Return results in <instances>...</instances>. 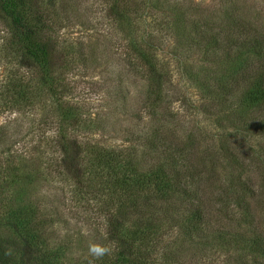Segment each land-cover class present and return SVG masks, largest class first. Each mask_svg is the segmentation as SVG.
I'll return each instance as SVG.
<instances>
[{
	"label": "rangeland",
	"instance_id": "1",
	"mask_svg": "<svg viewBox=\"0 0 264 264\" xmlns=\"http://www.w3.org/2000/svg\"><path fill=\"white\" fill-rule=\"evenodd\" d=\"M28 1L30 23L45 25L42 36L52 50L53 71L63 78L64 97L89 127L80 133L44 128L54 119L43 110L51 100L40 103L44 108L21 102L19 112L6 110L16 82L37 94L41 86L39 69L19 50L16 29L0 13V126L6 127L0 167L8 164L14 178L23 172L31 179L24 188L25 182L0 174V264H41L38 251L54 255L57 264H100L113 255L116 241L129 239L117 235V216L131 211V223L143 220L137 213L154 217L148 220L153 224L159 220L162 237L153 264H246L229 260L235 252L222 255L211 241L234 228L239 205L251 222L239 231L264 239V102H237L242 77L251 80L264 68V0ZM174 20L185 29L173 28ZM213 79L215 96L201 94V82L211 85ZM150 88L160 93L148 94ZM217 110L225 116L221 128ZM230 120H239L238 127ZM105 152L116 158L111 169L129 190L117 186L116 174L108 175L110 168L99 160ZM186 158L192 169L182 166ZM174 170L186 176L178 187L206 207L208 236L197 239L195 250L177 228L187 205L173 202L167 215L163 201L150 199L149 205L137 186L152 178L153 187L162 181L159 172ZM29 209L44 235L33 248L15 236V222L6 226ZM134 228L132 235H139ZM152 237L157 242L158 233ZM93 247L107 251L97 255Z\"/></svg>",
	"mask_w": 264,
	"mask_h": 264
},
{
	"label": "trees",
	"instance_id": "2",
	"mask_svg": "<svg viewBox=\"0 0 264 264\" xmlns=\"http://www.w3.org/2000/svg\"><path fill=\"white\" fill-rule=\"evenodd\" d=\"M173 2V1H172ZM172 2H167L168 4H172ZM30 2L28 0H0V13H3V17H5L10 24L16 29V34L18 35L17 38L19 39V50H21L24 55L32 62L36 68L39 69V85L41 88H39L38 94L34 92L35 88L31 87L29 84L22 85L20 81L16 82L14 86L9 89V92L7 95L11 96L12 102H8L6 105V110H9L10 112L16 111L19 112V108H21V102H24L26 107L29 108H39L42 106L40 105L41 102L51 100V107H49V110L47 108L45 109L43 105L42 108L45 110L46 114H49L52 116L51 120H48L43 127L54 129H60L61 133L63 128H71L72 131L81 132L80 130L87 131V127H89L86 124L85 118L82 117L81 113L75 110V107L71 106L69 102L64 97V90L66 87L63 84V78L59 74H55L53 71V63H52V50L50 48L49 42L47 39L43 38L42 31L45 29V25H40L37 23H30L29 21V10H30ZM175 11V9H174ZM175 13V12H174ZM229 17H226V19ZM228 20V19H227ZM175 21V20H174ZM178 21V19H176ZM176 21L173 23V28H176V30H184L182 29V26L179 25V23H176ZM232 20L229 22L231 23ZM192 28V27H191ZM236 56H239L236 54ZM150 60V59H149ZM148 64V63H147ZM146 64L144 65L145 68ZM152 69L150 72H153L155 70V67L153 65L150 66ZM242 70L241 72H246V67L240 68ZM257 70V68H255ZM264 68H258V71L250 78L246 75L245 77H242L241 81L237 84L238 81H234V85L230 89V91L233 88H236V84L242 86L240 87L239 97L237 99L238 104L240 103H246L250 105H256L259 102H264ZM250 80V81H249ZM202 84L198 87L201 91V94L212 92L211 96H215L214 92L216 91V82L215 79H213L212 84L208 85L206 82H201ZM220 83V82H219ZM217 83V84H219ZM215 89H211V88ZM218 88V87H217ZM23 89V90H22ZM46 92L45 95L43 94V91ZM156 91V93H160L159 89L156 88H150L149 93ZM246 90L245 92H243ZM241 94V95H240ZM40 95V97H39ZM44 96V97H43ZM35 99V101H33ZM11 100V99H10ZM219 103V101H217ZM224 103V102H222ZM220 103V106H222ZM2 108V105L1 107ZM219 110L216 111V113H213L215 118L217 119L216 125L221 128L220 120H223L225 116L219 115ZM220 116V117H219ZM219 117V118H218ZM55 120V121H54ZM76 120V121H75ZM231 127L237 128L239 124V120H230ZM81 128V129H80ZM6 134V127L1 125L0 126V135ZM4 142V137L1 141V143ZM73 145L75 143L73 142ZM105 149V148H103ZM102 149V150H103ZM83 151H86V149H83ZM223 151V149H222ZM95 153L94 155H96ZM218 154V153H217ZM99 158L102 162H104L105 165H107L109 168L108 175H115L118 177L117 186L121 188H128V185L126 184L125 180L118 176V172H116L114 169H111L113 167H116L114 163H116L115 159L112 155L109 153H102ZM209 154H206V157H208ZM199 160L197 166H200L202 164H205V159ZM2 159L0 158V161ZM160 160V158L158 159ZM6 161V160H4ZM177 162V160H175ZM186 162L182 166H185L187 169H192V160L189 158L184 159ZM176 162H172L170 167L176 168ZM7 166L0 167V174H3L5 176L13 177L11 178V182H14L15 184L19 181L25 182L26 187L31 183V179L29 180L23 172L20 174H17L14 178L13 174H10L11 171L16 172L14 169H12L8 164ZM181 166V167H182ZM159 172V171H158ZM173 172V173H171ZM176 172V173H175ZM165 176V177H164ZM157 177L161 179L162 181H158V183H154V186L152 187L150 184L153 183L152 181H156L151 179H148L147 181L143 178L141 182L138 183L137 186H139V189L144 192L145 199L147 200L148 204L151 205L150 199H155L156 201L160 202L163 201L164 204H166V213L172 212L169 210L170 208H173L176 205H173V202H178V200H181V203L183 205H187L188 208L185 209V213L182 212V216L185 215V219L180 223L179 226H177L178 230L181 231L183 234V238L185 241H188L192 243L195 247H191L192 250L196 249L197 246V239L200 238H206L208 236L206 226V217H205V211L206 207L203 205V203H197L195 204L193 199L194 197L189 196V193L187 190L178 187L179 184H181L185 179L186 176L183 174H179L178 171H170L166 172L165 174L163 172H159L157 174ZM7 179V178H6ZM194 175L192 173L189 174L188 180H190L193 184V186H197L198 182L197 180H194ZM0 181H2L0 179ZM145 181V182H144ZM149 183V185H148ZM173 183V186L171 184ZM151 187V188H150ZM197 188V187H196ZM126 190H129L126 189ZM133 196V195H130ZM175 196V197H174ZM175 200H174V198ZM165 198H168L166 200ZM242 207V208H241ZM239 213L235 215V224L234 228L230 231L227 230L226 233H220L218 237L212 236L213 240L212 242V248L220 251L222 255L227 254L229 251H234L235 256L229 260H232L234 262H249L250 264H264V239L262 238V235H254V238L247 237L242 231H239L240 227H243V225L251 224L249 220V215H246L247 208L243 205H239ZM160 207L154 209L155 211L159 210ZM178 209V208H177ZM135 210V209H134ZM121 211V210H120ZM153 211V210H152ZM151 211V212H152ZM179 211V209H178ZM28 212V211H27ZM135 211H131L127 214H122L121 216H117L120 220L119 222L122 223L120 227V232L117 234L121 237V240L124 238V233H127L125 237H128L129 239L126 242L125 238L122 240L123 245L117 244L116 241V249L113 250V255L110 257H104L105 260H103L100 264H153L154 262V256H156L155 251L156 247L161 244L160 238L162 237L161 232L158 231L157 225L159 223V220L155 221L154 224L152 223V219L154 217H148L146 214L142 216H138V221L140 219H143L141 222H134L131 223L132 214ZM149 212V214L151 213ZM18 217H15L13 221H10L9 219L6 220V226L10 225L11 223L15 222L13 226V232L15 233V236L20 238L21 242L24 241L23 244L33 247H38L40 244L42 245L44 243V235L41 228V224L38 222L36 223L34 211L29 209L28 215L20 218L22 216V213L18 214ZM146 216V217H144ZM247 220H245L246 218ZM251 219V218H250ZM152 220V221H148ZM137 223V224H135ZM157 224V225H156ZM114 225V224H113ZM112 225V226H113ZM131 227H129V226ZM203 229H201L200 227ZM128 226L126 229V232H122L121 229L123 227ZM134 228V232H138L139 235H136L135 233L132 235V228ZM112 230V229H111ZM158 233L157 242H153L152 234ZM115 235V234H114ZM119 238L115 235V238ZM156 238V237H154ZM209 239V238H208ZM196 240V244L195 241ZM210 241V239H209ZM134 243V244H132ZM219 244H221L219 246ZM135 245V247H134ZM155 246V247H152ZM132 247L135 248V250H128L127 248ZM143 248V249H140ZM38 249V248H37ZM169 253L171 252V249H169ZM217 250V249H216ZM45 252H37L41 258V264H57L54 262L53 258L54 255L49 254ZM49 254V256H48ZM57 254V253H56ZM56 256V255H55ZM171 259H175L174 254H172ZM246 263V264H247ZM248 263V264H249Z\"/></svg>",
	"mask_w": 264,
	"mask_h": 264
},
{
	"label": "clouds",
	"instance_id": "3",
	"mask_svg": "<svg viewBox=\"0 0 264 264\" xmlns=\"http://www.w3.org/2000/svg\"><path fill=\"white\" fill-rule=\"evenodd\" d=\"M92 251L96 253L97 255H103L104 252L107 251V249L99 248V247H93Z\"/></svg>",
	"mask_w": 264,
	"mask_h": 264
}]
</instances>
